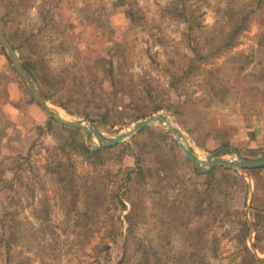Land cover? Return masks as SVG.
I'll return each mask as SVG.
<instances>
[{
  "label": "rangeland",
  "instance_id": "374dc122",
  "mask_svg": "<svg viewBox=\"0 0 264 264\" xmlns=\"http://www.w3.org/2000/svg\"><path fill=\"white\" fill-rule=\"evenodd\" d=\"M0 26L104 136L163 113L202 159L264 156V0H0ZM181 141L157 122L94 153L0 44V264H264V167L207 175Z\"/></svg>",
  "mask_w": 264,
  "mask_h": 264
},
{
  "label": "water",
  "instance_id": "95a60500",
  "mask_svg": "<svg viewBox=\"0 0 264 264\" xmlns=\"http://www.w3.org/2000/svg\"><path fill=\"white\" fill-rule=\"evenodd\" d=\"M0 44L7 53L8 57L10 58L13 66L15 67L16 71L25 82L27 88L29 89L31 95L35 99V101L49 114L51 118L55 121L59 122L60 124L67 125L70 127H78L84 130L87 134L93 133L99 140V144H94V150H97L100 147H110L116 145L123 141L126 137L131 136L138 131L142 130L148 125L153 123H166L168 127L177 135L178 140L182 139L183 141L180 142V146L186 156L196 167L198 171H208L214 167H226L228 169H235L238 171H242L245 169H254L264 167V156L262 157H255V158H248L242 156L238 150L232 146L229 147H220L217 150H214L208 154L207 159H201L196 153L193 151L190 142L182 129L178 127L176 124H173L169 117L163 113L153 114L148 116L144 119L137 121L132 129L128 132L116 136V137H107L104 136L92 122L87 123L86 118L75 119V120H66L61 117L56 110L52 107L49 103L48 99L39 91L36 84L34 83L32 77L30 76L28 70L25 68L19 54L17 53L16 49L14 48L11 41L6 36L5 32L3 31L2 27L0 26ZM225 148H230L233 150L237 158L230 160L226 158H222L217 156L220 150ZM205 166V169L203 167Z\"/></svg>",
  "mask_w": 264,
  "mask_h": 264
},
{
  "label": "trees",
  "instance_id": "16d2710c",
  "mask_svg": "<svg viewBox=\"0 0 264 264\" xmlns=\"http://www.w3.org/2000/svg\"><path fill=\"white\" fill-rule=\"evenodd\" d=\"M246 26V24H245V20H242L239 24H238V26H236V30H238V29H241V28H244ZM25 66H26V68L29 70V72H30V74H31V72H32V70H31V67H30V63L29 62H26L25 63ZM33 73V72H32ZM98 152H100V149L98 148L97 150H95L94 151V153H98ZM217 168H212L211 170H209V171H207L206 173H207V175H215V173H216V170ZM224 170H226V171H228V169L227 168H223ZM222 174H226V173H222ZM226 175H228V174H226ZM129 216H130V213L129 214H126V217L129 219ZM11 235L9 236V238H6L5 236L4 237H2L1 236V239H3V241L6 243V245L7 244H9V240H11ZM9 239V240H8Z\"/></svg>",
  "mask_w": 264,
  "mask_h": 264
},
{
  "label": "bare ground",
  "instance_id": "6f19581e",
  "mask_svg": "<svg viewBox=\"0 0 264 264\" xmlns=\"http://www.w3.org/2000/svg\"><path fill=\"white\" fill-rule=\"evenodd\" d=\"M55 110H56V112L61 116V117H63L64 119H66V120H72V119H74V118H71V116L66 112V111H64L63 109H61V108H57V107H53ZM166 124V123H165ZM168 126V125H167ZM201 159H202V157H201ZM204 159V158H203ZM202 159V160H203Z\"/></svg>",
  "mask_w": 264,
  "mask_h": 264
}]
</instances>
